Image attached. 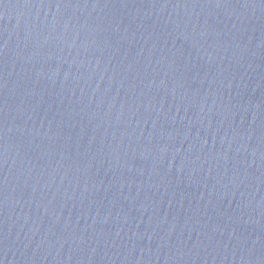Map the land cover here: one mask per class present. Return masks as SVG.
Returning a JSON list of instances; mask_svg holds the SVG:
<instances>
[{
	"label": "water",
	"instance_id": "water-1",
	"mask_svg": "<svg viewBox=\"0 0 264 264\" xmlns=\"http://www.w3.org/2000/svg\"><path fill=\"white\" fill-rule=\"evenodd\" d=\"M0 264H264V0H0Z\"/></svg>",
	"mask_w": 264,
	"mask_h": 264
}]
</instances>
